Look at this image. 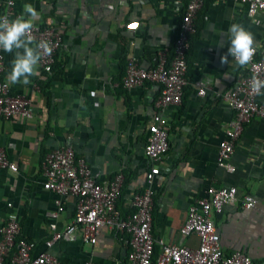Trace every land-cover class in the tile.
I'll use <instances>...</instances> for the list:
<instances>
[{"label": "crops", "instance_id": "obj_1", "mask_svg": "<svg viewBox=\"0 0 264 264\" xmlns=\"http://www.w3.org/2000/svg\"><path fill=\"white\" fill-rule=\"evenodd\" d=\"M207 1L198 19L200 36L189 57L186 100L170 113V149L160 163L154 197L156 255L161 241L197 249L196 236L180 233L190 205L205 197L211 185L234 186L240 195L254 196L257 205L249 210L225 207L215 216L222 249L262 261L264 120L246 123L231 159L234 173L218 166L217 147L233 118L218 94L242 73L231 56L228 64L220 62L230 47V25L240 23L249 29L264 55V13L250 17L246 6L232 0ZM15 4V17L24 13L25 4H32L39 13L36 24L56 25L63 46L53 73L38 66L39 75L30 78V84L10 85L13 93L32 100L34 116L0 119V150L19 166L17 174L0 169V227L17 219L21 236L36 245L34 254L49 252L62 264H130L127 235L112 229H103L95 245L79 240L46 247L51 225L61 232L72 221L75 199H65L63 211L50 216L58 210L57 196L43 187L42 162L48 152L71 145L101 182L122 172L125 183L118 208L130 210V199L145 185L149 169L145 143L161 88L147 83L128 90L119 83L129 57L151 68L163 50L173 48L185 0H15ZM13 58L7 53L5 81ZM199 79L208 81L206 97L197 94Z\"/></svg>", "mask_w": 264, "mask_h": 264}, {"label": "built area", "instance_id": "obj_2", "mask_svg": "<svg viewBox=\"0 0 264 264\" xmlns=\"http://www.w3.org/2000/svg\"><path fill=\"white\" fill-rule=\"evenodd\" d=\"M247 7L248 15L255 17L264 13V0H232ZM15 0L0 2V16L14 19ZM205 0H187L181 13L178 33L174 41V50H163L154 67L143 68L136 57L127 59L125 75L119 86L124 89L144 87L147 83L158 85L161 93L156 99V111L148 127L145 143V156L149 169L145 175L143 190L135 193L129 202L131 214L123 216L118 201L123 191L125 175L119 172L113 179L101 182L86 161L76 155L71 145H65L48 152L42 162L43 187L55 193L57 217L64 209V200L75 199V214L70 224L57 231L51 225L53 234L46 242L52 247L56 242L82 241L95 245L103 229H112L127 235L130 264H264V260L255 261L247 254L236 251L226 254L221 246L215 216L222 214L225 207L253 209L257 200L251 194L240 195L234 186L211 185L206 196L196 199L189 207L188 217L180 229L184 237L196 236L199 247L193 249L184 245L164 244L156 255L157 240L153 235V210L156 185L161 175L160 163L170 149V113L183 103L188 85V53L191 48L190 37L195 32V21L204 8ZM34 37L37 41L46 40L52 45V52L45 55L39 67L45 73H51L58 51L63 46V36L56 25L36 24ZM8 67L7 52L0 51V119L13 117L30 119L34 116L32 100L24 95L12 92L4 74ZM264 79V55L257 48L253 62L224 93L218 94L222 102L233 111V118L225 131V137L217 147V164L228 173H234L236 167L231 159L246 123L253 118L264 120L263 95L253 93L250 88L252 77ZM197 94L206 97L209 91L207 80L196 81ZM264 91V90H262ZM0 169L17 174V162L9 159L6 152L0 150ZM36 245L21 236V225L15 218L6 221L0 227V264H62L49 252L34 254ZM92 264V263H86Z\"/></svg>", "mask_w": 264, "mask_h": 264}, {"label": "clouds", "instance_id": "obj_3", "mask_svg": "<svg viewBox=\"0 0 264 264\" xmlns=\"http://www.w3.org/2000/svg\"><path fill=\"white\" fill-rule=\"evenodd\" d=\"M38 20L39 13L32 4H25L24 13L14 19L0 16V51L14 54L5 86L30 84V78L39 75L38 66L42 58L51 54V43L37 41L33 35ZM229 33L230 47L220 62L228 64L231 56L239 68H245L253 62L257 52L254 34L240 23L231 24ZM250 88L253 93L264 95V79L254 75Z\"/></svg>", "mask_w": 264, "mask_h": 264}, {"label": "trees", "instance_id": "obj_4", "mask_svg": "<svg viewBox=\"0 0 264 264\" xmlns=\"http://www.w3.org/2000/svg\"><path fill=\"white\" fill-rule=\"evenodd\" d=\"M187 2V0H185V3ZM208 4H209V2L207 1L206 2V0H205V5H204V8L205 7H207L208 6ZM203 8V9H204ZM203 9L201 10V12L199 13V15H198V17H197V20L195 21V33L193 34V35H191V37H190V44H191V48H190V51H189V53H188V62H189V57H190V53L192 52V50L194 49V44H195V42H196V40L198 39V37L200 36V30L202 29L201 27H202V24H199V17H200V14L202 13V11H203ZM176 38V37H175ZM175 41V40H174ZM173 50H174V46H173V48L170 50V54H172L173 53ZM59 52V51H58ZM58 54V53H57ZM57 54H56V58H55V64L53 65V68H52V71H51V73H53L54 71H55V69H56V63H57ZM58 67V66H57ZM126 67V66H125ZM125 70H126V68H125ZM45 73V72H44ZM46 74H49V73H46ZM186 90V89H185ZM185 100H186V96H185V94H184V98H183V103L185 102ZM260 100H264V95L261 97V99ZM182 103V104H183ZM119 210L121 211V209L119 208ZM121 213L123 214V216L124 217H126L128 214H131L132 213V210L130 209L129 211H121Z\"/></svg>", "mask_w": 264, "mask_h": 264}]
</instances>
